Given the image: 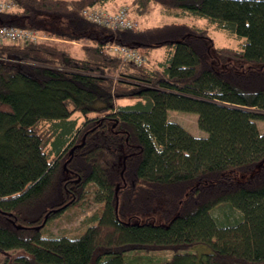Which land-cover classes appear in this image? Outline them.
Returning <instances> with one entry per match:
<instances>
[{"label": "trees", "instance_id": "16d2710c", "mask_svg": "<svg viewBox=\"0 0 264 264\" xmlns=\"http://www.w3.org/2000/svg\"><path fill=\"white\" fill-rule=\"evenodd\" d=\"M13 1L0 25L83 44L75 56L0 43V264H135L138 250L164 248L175 251L156 264H264V0H120L134 19L159 7L206 20L129 28L81 13L119 0ZM168 110L196 113L205 136ZM89 188L91 223L45 234ZM196 244L206 251L179 250Z\"/></svg>", "mask_w": 264, "mask_h": 264}, {"label": "rangeland", "instance_id": "374dc122", "mask_svg": "<svg viewBox=\"0 0 264 264\" xmlns=\"http://www.w3.org/2000/svg\"><path fill=\"white\" fill-rule=\"evenodd\" d=\"M124 4V3H122ZM16 6V4H15ZM15 6H13L11 9H15ZM103 8L106 10V7L103 6ZM9 9V10H11ZM118 9V8H117ZM115 9V10H117ZM107 12H110L107 10ZM130 17V16H129ZM130 19L135 23L133 26L137 25L140 26H152V25H158L167 23L170 21H184V22H194L197 24H205L206 20L203 18L199 19H192L190 16H176L174 14H167L166 11H163L159 7H154L152 12L140 15L137 17V19L133 16L130 17ZM3 25V24H1ZM11 25V24H9ZM28 27V26H25ZM209 27V32L211 33L212 37L215 39V42L219 46H229L233 48H237L238 46V40L228 31L221 30L214 28L212 26ZM31 28V27H28ZM34 33L38 36L39 41H44L48 43H53L58 46H61L63 48H66L70 50V52L75 56H82V50L81 46L83 44V40H62L60 38H56L52 35H49L45 32H39V30L34 29ZM38 41V40H36ZM86 42V41H85ZM108 43L107 49H108ZM140 55H142L145 59L146 64H148L147 57L145 55V52L141 53L137 49H135ZM161 53V49H157L154 53L157 55V53ZM144 62V63H145ZM168 119L175 121L179 123L184 129H186L188 132H190L193 135L196 136H205V132L198 127L197 124V114L194 112H186V111H180V110H168ZM256 125L259 128L261 132L264 131V120L256 119ZM72 150V149H71ZM100 203H98L94 197L92 189L89 188L86 191L85 196L82 198V203L79 206L75 207H69L65 211L62 212L61 215L58 217L50 220L44 227V233L48 235H67V236H73L80 231H82L88 224L91 223V215L95 212V209L99 206ZM218 210L215 212L217 213ZM207 247L203 244H196L189 247H186L185 249H179L187 252H195V253H201L206 251ZM175 250L172 248H164V249H154V250H138L136 252L137 263L135 264H156L157 262L163 261L165 259L170 258L171 254ZM145 255H148V257H145Z\"/></svg>", "mask_w": 264, "mask_h": 264}, {"label": "built area", "instance_id": "2783aa9c", "mask_svg": "<svg viewBox=\"0 0 264 264\" xmlns=\"http://www.w3.org/2000/svg\"><path fill=\"white\" fill-rule=\"evenodd\" d=\"M15 3L13 0H0V12L9 11ZM82 15L90 22L111 28H129L135 24L129 17L128 10L124 6L115 11L107 12L102 6L90 5L81 9ZM33 28L16 27L14 25H0V43L7 41H36L39 40ZM108 50L122 57L124 60H134L137 64L144 63L145 59L135 49L111 42Z\"/></svg>", "mask_w": 264, "mask_h": 264}, {"label": "crops", "instance_id": "0c3cea01", "mask_svg": "<svg viewBox=\"0 0 264 264\" xmlns=\"http://www.w3.org/2000/svg\"><path fill=\"white\" fill-rule=\"evenodd\" d=\"M121 4H122V1L119 0V1H115V2L105 3L104 6L106 7V10L114 11L115 9L120 7Z\"/></svg>", "mask_w": 264, "mask_h": 264}]
</instances>
